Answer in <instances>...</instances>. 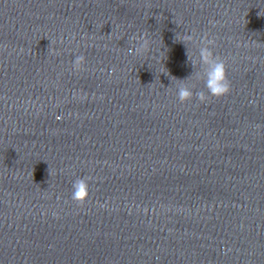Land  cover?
Wrapping results in <instances>:
<instances>
[{"label": "water", "instance_id": "obj_1", "mask_svg": "<svg viewBox=\"0 0 264 264\" xmlns=\"http://www.w3.org/2000/svg\"><path fill=\"white\" fill-rule=\"evenodd\" d=\"M0 264H264V197L146 108L41 0H0Z\"/></svg>", "mask_w": 264, "mask_h": 264}, {"label": "clouds", "instance_id": "obj_2", "mask_svg": "<svg viewBox=\"0 0 264 264\" xmlns=\"http://www.w3.org/2000/svg\"><path fill=\"white\" fill-rule=\"evenodd\" d=\"M261 15V13H259ZM134 43L127 49L129 55L135 56L146 52L149 48V40L144 35H134L130 38ZM192 34L185 33L182 38L176 40L186 42H196ZM198 47V57L201 65L206 66V71L203 74L204 87L207 89V95L204 91L194 92L192 88L183 85L177 87V96L181 103L187 102L195 96L199 101L205 102L208 96L220 98L227 95L231 90V83L227 77L225 62L216 57L212 51L214 41L207 37H200ZM191 61V58H189ZM85 62L83 55L77 56L73 61V68L80 70ZM71 199L83 204L89 196V184L86 178H78L72 184Z\"/></svg>", "mask_w": 264, "mask_h": 264}]
</instances>
